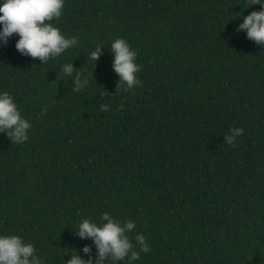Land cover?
Listing matches in <instances>:
<instances>
[{
	"label": "trees",
	"instance_id": "16d2710c",
	"mask_svg": "<svg viewBox=\"0 0 264 264\" xmlns=\"http://www.w3.org/2000/svg\"><path fill=\"white\" fill-rule=\"evenodd\" d=\"M249 3L65 0L50 23L78 45L45 64L10 38L0 91L32 127L24 144L0 135V235L42 264L87 260L76 226L107 212L150 245L135 264H264V48L235 31L260 10ZM117 38L138 53L132 90L112 70ZM68 63L89 81L80 92ZM234 127L244 135L224 144Z\"/></svg>",
	"mask_w": 264,
	"mask_h": 264
},
{
	"label": "clouds",
	"instance_id": "9594fccd",
	"mask_svg": "<svg viewBox=\"0 0 264 264\" xmlns=\"http://www.w3.org/2000/svg\"><path fill=\"white\" fill-rule=\"evenodd\" d=\"M254 5H259L260 10L243 17L235 31L244 33L248 40L264 48V0H250L248 8ZM64 6L65 0H0V49L16 36L15 49L20 55L45 64L75 48L77 37H66L50 23L63 16ZM102 48L96 46L88 60L96 64L103 54ZM109 51L112 70L118 76L119 84H124L127 90L140 86L137 74L141 66L136 63L137 51L122 38L115 39ZM62 72L65 77H73V92H80L88 86V79L82 78L72 63L64 64ZM46 111V108L42 110L40 116H44ZM31 127L14 98L8 92L0 91V135L6 136L11 144H24L29 140ZM243 135L242 128H229L223 136L224 144L234 146ZM135 228L134 221L121 222L107 212L100 216L99 223L91 218L81 220L75 235L80 240H91L95 255L92 247L85 245L81 251L87 260L74 251L64 264H105V261L107 264H135L140 252L151 250L144 234L135 233V242L129 238V233H133ZM0 264H42V261L31 242H25L19 235H0Z\"/></svg>",
	"mask_w": 264,
	"mask_h": 264
}]
</instances>
